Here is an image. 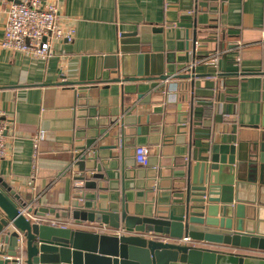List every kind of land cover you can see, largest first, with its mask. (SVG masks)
<instances>
[{
	"label": "crops",
	"instance_id": "1",
	"mask_svg": "<svg viewBox=\"0 0 264 264\" xmlns=\"http://www.w3.org/2000/svg\"><path fill=\"white\" fill-rule=\"evenodd\" d=\"M59 15L66 26L76 29V35L72 42L56 41L48 61L0 47V113L14 123L7 137L8 155L0 160V177L21 199L37 197L34 207L64 211L88 199L90 207L95 201L105 207L109 200L104 197L109 195L125 197L132 211L150 212L159 191L146 187L147 176L168 180L187 160L191 140H197L199 154L210 136L217 142L228 141L233 134L246 138L264 118V0H61ZM5 25L0 3V43ZM135 31L142 38L141 52L149 57L144 70L163 67L166 73H185L188 66L197 65L194 86L192 80L167 82V104L166 96L148 91V84L106 82L80 95L78 86L61 85L79 77L84 57L119 55L123 34ZM195 33L196 64L192 61ZM216 55L218 68L198 64ZM84 74H95L90 61ZM185 113L194 123L192 139L190 128L178 133L180 115ZM113 120H119L125 134L133 137L126 175L135 170L138 184L112 171L114 191L87 189L77 180L84 174L72 159L93 135L92 127L109 130ZM41 131L44 139L35 151L34 138ZM137 146L149 149L150 167L136 164ZM91 166L87 162L88 170ZM96 172L91 169L87 178L96 182L91 178ZM169 185L162 183L163 188ZM106 186L98 183L99 188Z\"/></svg>",
	"mask_w": 264,
	"mask_h": 264
},
{
	"label": "water",
	"instance_id": "2",
	"mask_svg": "<svg viewBox=\"0 0 264 264\" xmlns=\"http://www.w3.org/2000/svg\"><path fill=\"white\" fill-rule=\"evenodd\" d=\"M173 25L193 27L190 23ZM122 37L120 56L84 57L79 77L61 85L78 86L80 95L82 90L106 82L140 87L148 84V91L166 96L167 104V82L192 80L194 86V79L199 76L195 75L197 65L188 66L185 73H166L163 67L153 72L146 67L144 70L149 57L141 52L139 32ZM196 40L195 33L194 64ZM131 43L137 46L129 47ZM88 61L95 67L93 76L84 74ZM135 61L136 66H132ZM193 126L188 113L180 115L178 133L190 128L192 139ZM91 129L93 135L76 149L78 153L72 159V164L84 174L77 180L87 189L114 191L110 172L119 171L124 179L138 184L135 170H130L132 176L126 175L129 151L133 148L129 139L133 137L125 134L120 121H111L109 130L98 126ZM247 135L244 138L243 134H233L230 140L221 142L210 136L202 142L199 154L197 140H191L180 171L168 180L160 175L145 178L147 188L159 191L150 212L132 211L125 197L119 200L109 195H104L109 200L105 207L97 201L90 207L88 199L64 211L38 208L34 207V198L21 199L0 177V264H19L18 255L23 264H264V118ZM104 140L111 143L103 145ZM102 151H107V155L102 156ZM87 162L92 163L89 170ZM91 169L97 171L91 176L96 182L87 178ZM97 181L108 186L99 188ZM164 182L170 185L163 188ZM162 197L166 203L160 201ZM24 209L35 218H72L106 227L111 233L39 224L25 216ZM150 233L171 239L189 237L191 244L149 241L146 236ZM20 239L24 242L22 253L17 251Z\"/></svg>",
	"mask_w": 264,
	"mask_h": 264
},
{
	"label": "built area",
	"instance_id": "3",
	"mask_svg": "<svg viewBox=\"0 0 264 264\" xmlns=\"http://www.w3.org/2000/svg\"><path fill=\"white\" fill-rule=\"evenodd\" d=\"M61 0H0L4 5L6 15L5 36L0 47L9 52H19L28 57L48 61L54 56L53 45L56 41L72 42L76 35L73 26H66L59 15ZM189 16L194 14L188 11ZM198 63L219 67V55L207 57ZM0 113V160L8 155L7 137L13 133V121L3 118ZM44 139V131L35 138V151L38 144ZM135 162L139 167L151 166L150 152L146 146H137L135 149ZM81 183V182H80ZM32 184V183H30ZM82 185V183H81ZM35 202L38 198L34 196ZM23 214L36 223L50 225L57 228L89 231H103L111 233L106 227H100L87 222H79L71 219H55L50 216L35 218L32 214L23 210ZM122 233V231H118ZM149 241H157L173 244H191L189 237L171 239L168 236L150 233L146 236ZM24 242L19 240L17 251L22 253ZM19 264H23L21 255L17 257Z\"/></svg>",
	"mask_w": 264,
	"mask_h": 264
}]
</instances>
